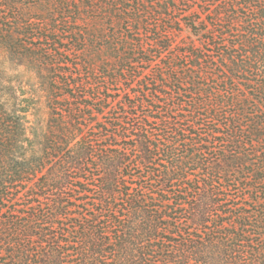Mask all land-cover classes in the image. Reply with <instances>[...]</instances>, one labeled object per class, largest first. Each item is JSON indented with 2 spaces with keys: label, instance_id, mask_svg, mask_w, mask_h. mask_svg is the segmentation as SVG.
Here are the masks:
<instances>
[{
  "label": "trees",
  "instance_id": "trees-1",
  "mask_svg": "<svg viewBox=\"0 0 264 264\" xmlns=\"http://www.w3.org/2000/svg\"><path fill=\"white\" fill-rule=\"evenodd\" d=\"M130 1L0 0V264H264V0Z\"/></svg>",
  "mask_w": 264,
  "mask_h": 264
},
{
  "label": "rangeland",
  "instance_id": "rangeland-1",
  "mask_svg": "<svg viewBox=\"0 0 264 264\" xmlns=\"http://www.w3.org/2000/svg\"><path fill=\"white\" fill-rule=\"evenodd\" d=\"M153 3H156V0H153L152 1ZM134 3L130 0H126L125 2V8L126 9H129ZM196 5L195 8L196 9H200V5H198L199 3H195ZM181 9H184L185 7H180ZM176 16L179 17V14H175ZM176 44L175 45H182V44H189L191 43L193 40L190 38L189 34L185 31L183 32L181 35H178V38L176 39ZM196 45H200V42H196ZM166 56V55H165ZM160 62V59H157V61L150 67H148V69L146 71H144L142 74L143 76H147L148 74H150L152 68H154L155 65L159 64ZM3 77L5 79H8L10 78V80H18V82H21L22 85L25 86V88L28 90L29 87H27L28 85H26V79H25V76L27 75H21L20 78L19 77H16L15 74L13 73H9V72H3ZM24 78V79H23ZM238 81V80H237ZM239 85L241 88L243 89H246L245 86L240 82L238 81ZM124 88L125 86L123 84L119 85L118 87H116V89L120 92V94H123L124 93ZM248 93L251 95V97L260 105L264 108L263 104L261 103V101L256 98L250 91H248ZM33 109V108H32ZM47 118V110L45 108V104L43 103V101H41V104H39V106L37 107H34L33 111H31V113L27 116V121H28V126L29 128H33L36 126L37 123L40 124V121H44L46 120Z\"/></svg>",
  "mask_w": 264,
  "mask_h": 264
}]
</instances>
